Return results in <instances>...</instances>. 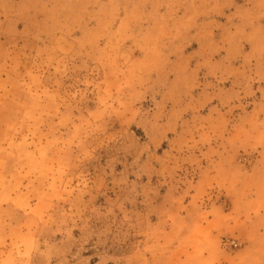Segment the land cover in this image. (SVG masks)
<instances>
[{"label":"rangeland","instance_id":"374dc122","mask_svg":"<svg viewBox=\"0 0 264 264\" xmlns=\"http://www.w3.org/2000/svg\"><path fill=\"white\" fill-rule=\"evenodd\" d=\"M0 142L2 264H264V0H0Z\"/></svg>","mask_w":264,"mask_h":264},{"label":"crops","instance_id":"0c3cea01","mask_svg":"<svg viewBox=\"0 0 264 264\" xmlns=\"http://www.w3.org/2000/svg\"><path fill=\"white\" fill-rule=\"evenodd\" d=\"M0 249L1 247H7V244H14L17 245L19 249H17L19 252H21L23 249H20V238H22L25 235V226L29 222V225H34L35 223L32 221L34 219L33 217H30L27 219L26 216V208L24 206H20V192L19 193H10L9 190L18 187V183H20V167L19 164H17L18 169L16 168V171L10 175L11 171V165L12 168L15 167L13 163H10L11 161L4 157V150H6L4 147L5 145L0 142ZM15 161V160H14ZM15 163V162H14ZM14 169V168H13ZM12 169V171H13ZM11 176L12 180H9V177ZM9 183V186L7 184ZM22 196V195H21ZM19 198V199H18ZM23 198V197H22ZM19 201V203L17 202ZM24 200V199H23ZM23 204V203H22ZM34 208V207H30ZM36 213V212H35ZM34 213V214H35ZM33 222V223H30ZM12 225L13 230L16 232L15 235H17V239L15 240V237L12 238V240L9 242V237L7 236V229ZM21 225V226H20ZM8 257H14V262L22 261L20 260L19 256H8ZM7 257L0 256V264L5 261ZM12 260V261H13ZM18 264V263H17Z\"/></svg>","mask_w":264,"mask_h":264}]
</instances>
